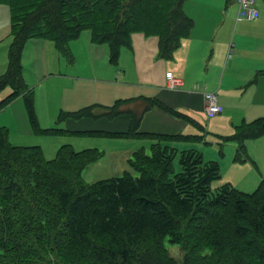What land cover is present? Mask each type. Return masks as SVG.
Here are the masks:
<instances>
[{"label": "trees", "instance_id": "16d2710c", "mask_svg": "<svg viewBox=\"0 0 264 264\" xmlns=\"http://www.w3.org/2000/svg\"><path fill=\"white\" fill-rule=\"evenodd\" d=\"M185 1L0 0L11 7L13 38L8 71L0 77V90L11 86L13 92L0 108L23 95L34 112L33 91L24 81L21 62L29 39H51L68 56L71 41L90 29L93 42L109 44L110 60L117 64L121 47H132V34L144 32L156 35L159 56L171 59L193 27L182 8ZM152 8L159 12L155 17ZM115 107L96 104L63 112L58 122L111 118L118 114ZM52 131L77 133L60 127ZM135 133L132 127L128 135ZM260 137H264V117L221 139L237 142L235 161H246V140ZM181 139L187 137L164 135L152 145L151 153L138 150L130 160L137 175L126 171L89 182L82 172L102 157L97 148L76 150L63 144L48 160L40 146L14 145L7 129L0 128V249L29 252L48 247L56 261L64 263L68 249L87 246L96 262L112 264L130 260L140 240L151 253L160 250L163 237L180 243L196 238L192 251L205 244L224 264H247L246 251L264 264V177L251 193L230 183L213 189V182L221 177L220 162L206 161L196 150L166 145ZM176 160L182 168L179 172ZM103 235L111 240L100 242Z\"/></svg>", "mask_w": 264, "mask_h": 264}, {"label": "rangeland", "instance_id": "374dc122", "mask_svg": "<svg viewBox=\"0 0 264 264\" xmlns=\"http://www.w3.org/2000/svg\"><path fill=\"white\" fill-rule=\"evenodd\" d=\"M232 5L233 3L229 4V6ZM257 7L261 18H264L263 0H257ZM150 11L154 17L159 14L156 8ZM135 34L132 36V47H121L117 64L110 60L109 44L93 42L90 29L82 30L79 37L71 41L68 56L59 51L51 39L36 37L29 39L24 47L21 62L24 81L33 91L34 112H30L23 95H19L0 108V128L7 129L10 142L14 145L40 146L48 160L57 156L63 144H71L76 150L87 147L97 148L102 152V157L82 172L84 179L89 182L120 176L126 170L137 175L128 163L129 158L130 160L134 158L128 153L132 147L129 138L52 131L55 127L64 128L66 126L68 119L63 123L58 122L63 112L77 111L94 104H112L119 97L129 100V97L134 99L139 94H148L142 90V87L148 89V85L153 82H149L151 75L161 77L162 69L150 64L147 58L141 60L142 54L137 58L136 49L140 51L148 47L135 38L143 37V33ZM12 39L9 6L2 4L0 6V74L8 71L9 45ZM143 68H147V71L152 73H144ZM117 73L118 77L123 78L122 80H116ZM221 75L222 73H209L205 75V80L199 81V84L205 86L207 91H212L211 84L217 82L218 85ZM153 80L156 82L155 78ZM10 89L9 86L1 89L0 99ZM245 97L249 98L250 93H247ZM124 98L122 101H125ZM98 112L102 110L98 109ZM201 119L208 133L202 144L199 141L193 145H204L206 152L217 155L218 146L215 144L219 136L223 132L228 134L224 136L235 134L236 126L232 127L228 124L225 114L211 119L201 115ZM231 132L233 133L229 134ZM147 145L149 144L145 143V146ZM226 152H228L227 148ZM246 152L249 157L246 161L232 159V164L227 153L223 169H221V177L213 182V189L225 183H230L247 193L257 189L264 177L263 138L253 140L249 146L246 141ZM212 156L214 155L202 153L206 161L213 159ZM175 163V171H181L178 160ZM163 238L162 244L158 245L160 250L149 253L144 250L143 242L140 240L130 260L112 264H224L217 260L213 250L205 244H201L197 252L192 251L191 245L197 241L196 238L186 240L184 243L174 242L171 237ZM107 240H111L109 235H103L99 239L100 242ZM76 248L68 249L64 255V263L57 262L55 259L57 256L48 247L41 249L33 247L29 252L0 249V264H100L91 257L87 246ZM246 255L249 258L247 264H261L252 259L250 252L246 251Z\"/></svg>", "mask_w": 264, "mask_h": 264}, {"label": "crops", "instance_id": "0c3cea01", "mask_svg": "<svg viewBox=\"0 0 264 264\" xmlns=\"http://www.w3.org/2000/svg\"><path fill=\"white\" fill-rule=\"evenodd\" d=\"M231 3L233 5L229 6ZM182 8L192 19L193 27L190 35L181 40L180 46L171 59L159 56V38L156 35H147L144 32L132 34L133 36L135 33V35L143 33V37L135 38L148 47L140 51L136 49L137 58L142 54L141 60L147 58L150 64L162 69L161 77L151 75L149 82H153L148 85V89L142 87V90L148 94H139L134 99L129 97V100L119 97L112 104H98L106 107L116 106L113 110L118 114L111 118L106 116L87 117L80 120L68 118L64 129L77 133H110L112 136L109 137L129 138L132 147L128 153L133 157L138 150L144 148L147 153H151L152 145L159 143L161 136L182 135L187 139L166 145H172L180 151L196 150L204 155L205 153L214 155L210 160L219 161L221 169H223L227 153L231 164L232 159L235 161L238 143L230 141L223 143L221 138L228 135L225 132L219 136L215 144L218 146L217 155L206 152L204 145H193V143L200 141L202 144L208 133L201 115L211 119L225 114L228 124L232 127L236 126L237 131L243 124L264 117V18L259 16L254 20L237 19L239 7L233 0H186ZM9 10L12 32L10 6ZM232 46L234 54L233 57L228 58V52ZM143 72L152 73L147 71V68H143ZM209 73H222L218 85L217 82L211 84V88L217 93L223 112L212 117H208L204 110L207 88L199 84V81L205 80V75ZM5 74L1 73L0 77ZM169 75H173L180 82L178 89L170 88ZM118 79L123 78L118 77L117 73L116 80ZM129 85L133 84L129 83ZM12 92L11 87L2 96L0 102ZM247 93H250L249 98L245 97ZM123 98L125 101H122ZM132 127L136 133L128 135ZM260 138L264 140V137ZM257 139L259 138L246 140L248 146ZM145 143L149 145L145 146ZM128 161L131 167L130 158Z\"/></svg>", "mask_w": 264, "mask_h": 264}, {"label": "built area", "instance_id": "2783aa9c", "mask_svg": "<svg viewBox=\"0 0 264 264\" xmlns=\"http://www.w3.org/2000/svg\"><path fill=\"white\" fill-rule=\"evenodd\" d=\"M238 4V15L239 20H254L259 18L260 11L257 7V0H233ZM234 51L233 46L230 47L228 52V58L233 57ZM171 89H178L180 82L173 75L168 76ZM206 105L205 113L208 117L216 116L223 112V107L218 102V95L215 91L205 92Z\"/></svg>", "mask_w": 264, "mask_h": 264}]
</instances>
